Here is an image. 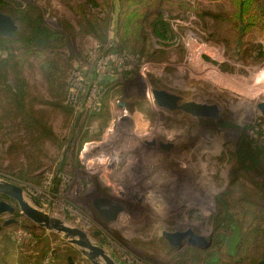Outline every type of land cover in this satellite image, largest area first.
<instances>
[{"label":"rangeland","instance_id":"obj_1","mask_svg":"<svg viewBox=\"0 0 264 264\" xmlns=\"http://www.w3.org/2000/svg\"><path fill=\"white\" fill-rule=\"evenodd\" d=\"M15 4L38 7L48 27L62 30L68 42L54 54L43 52V57L24 56V49L12 48L23 61L27 102L48 117L57 142L44 143L41 153L33 151L20 120L9 118L0 132V181L22 187L32 205L34 199L42 212L86 232L117 264H202L213 253L222 264H236L238 251L230 256L226 242L214 247L216 236L223 233L214 226L216 199L230 193L234 224L242 236L251 225L244 224L242 201L264 182V171L246 172L232 186V155L244 135L250 141L260 131L264 134V116L257 107L264 102V25L240 37L229 21L234 8L228 0H164L162 10L175 39L164 45L150 34L148 52L138 58L131 56L130 46L125 49L130 56L120 51L117 0H21L6 11L20 7ZM87 20L97 22L103 33L106 28V43L87 33ZM95 50L100 57L118 51L127 58L126 71L94 77L103 90L110 89L107 120L85 117L75 109L69 113L64 99L75 70L93 77ZM50 59L64 70L63 92L61 85L54 84L55 91L48 82L43 65ZM13 78L11 73V84ZM155 90L179 96V105L216 106L218 116L161 108L152 96ZM13 144H22L30 158L17 161L8 153ZM30 166L37 170L29 172ZM22 171L30 174V181L18 179ZM62 176L66 182L58 195ZM52 180L58 186H49ZM101 199L122 208L111 222L94 205ZM7 201L15 212L0 217V264L2 240L22 250L25 258L19 264H42L48 256L49 264H92L63 233L37 227L16 215V202ZM8 220L15 223L5 225ZM20 229L33 235L34 247L32 241L14 239ZM164 231H192L211 245L191 246L187 236L172 246ZM232 235L233 230L226 241Z\"/></svg>","mask_w":264,"mask_h":264},{"label":"trees","instance_id":"obj_2","mask_svg":"<svg viewBox=\"0 0 264 264\" xmlns=\"http://www.w3.org/2000/svg\"><path fill=\"white\" fill-rule=\"evenodd\" d=\"M228 1L234 8L229 21L235 26L240 37L253 28L264 25V0ZM117 2V22L121 33V52L129 55L125 49L130 46L133 50L131 56L142 58L148 52L147 44L150 34L160 44L164 45L175 39L174 30L162 10L164 0H117ZM13 3L12 0H0V8H2L0 12L12 16L15 23L19 26L13 38H0V132L2 131V126L9 118L16 117L20 120L24 131L30 137L29 145L32 148L31 150L41 153V146L47 141L56 143L57 136L49 124L48 117L35 110L27 102L29 91L27 81L22 73L23 61L18 60L19 55L17 53L16 55L12 53V48L19 47V49H24V56L32 54L37 57H43V52L49 50L50 53H53L68 41L62 30H52L48 27L38 7L33 5L21 7L19 4H15L20 7L13 9V11H6V8ZM3 7L5 8L3 9ZM104 24L106 25V23ZM86 26L88 27L87 33L94 34L103 43L107 42L106 28L103 33L97 22L89 20L86 21ZM2 54H6V56L3 57ZM43 69L48 74V82L52 86V90L56 91L54 84H59L61 85L59 88L63 92L64 70H62L60 64L55 59H50L44 62ZM222 69L226 72L229 71L228 68L225 69L223 66ZM11 73L14 76V84L10 83L9 75ZM109 90L106 89L100 111L89 117L109 119ZM66 95L67 90L65 91L64 99H66ZM66 107L69 113H74L72 107L67 104ZM262 136L264 134L260 131L257 139L249 141L245 135L240 139L232 155L235 161L230 176L232 186L238 183L246 172L256 168L264 171V140H261ZM86 142L88 141L86 140ZM25 149L22 144H13L9 147L8 153L12 154L17 161L21 160L22 156L28 159L30 156L27 155ZM36 170V166H30L29 172ZM29 175L26 171H22L19 173L18 179L30 181ZM55 184L58 186L57 180H55ZM245 196L242 201L245 217L244 224L250 221L251 225H246L247 229L241 236L242 242L238 246L236 264H258L264 261V182L257 186L256 191ZM229 203V192L221 194L216 199L218 212L215 216L214 226L216 231L223 230V233H218V236H216L214 247L220 248L224 245L227 233L233 230L234 216ZM16 215L21 217L20 212H17ZM202 264H222V261L217 256V253H213V255L205 257L202 260Z\"/></svg>","mask_w":264,"mask_h":264},{"label":"water","instance_id":"obj_3","mask_svg":"<svg viewBox=\"0 0 264 264\" xmlns=\"http://www.w3.org/2000/svg\"><path fill=\"white\" fill-rule=\"evenodd\" d=\"M18 30V26L11 16L0 13V38L11 39L15 32ZM154 100L161 108H170L182 110L195 117H216L218 116V109L216 106L202 105L195 102H188L179 105L181 98L177 95L170 94L166 91L155 90L152 93ZM258 109L264 116V102L258 104ZM0 196L6 198L0 199V217L3 214H13L15 207L7 201L10 199L16 202L20 213L24 215L29 221H31L37 227L45 228L51 232L63 233L68 239V242L72 245L78 246L82 254L92 264H117L116 261L110 257L107 252L96 246L88 234L79 228L70 227L62 220L54 218L45 212H42L40 204L36 200L33 201V205L26 199L24 189L20 186L0 181ZM97 211L101 214L103 219L107 222L113 221L122 208L117 204L111 203L106 199L97 200L95 202ZM15 223L14 220H8L5 225ZM98 236V233L95 234ZM189 237L188 244L196 246L201 249H208L211 245V241L206 240L202 236L194 234L192 231L187 232H163V237L167 242L172 245H179L182 240ZM242 242L241 230L237 224L233 225V235L226 241L228 254L235 256L238 251V246ZM71 262V260H70ZM258 264H264V261Z\"/></svg>","mask_w":264,"mask_h":264},{"label":"built area","instance_id":"obj_4","mask_svg":"<svg viewBox=\"0 0 264 264\" xmlns=\"http://www.w3.org/2000/svg\"><path fill=\"white\" fill-rule=\"evenodd\" d=\"M12 1L21 2V0ZM25 6L26 4L23 5V7ZM98 52L99 50H95L91 54L94 58H96V63L94 65L96 74L93 73V77L91 79H88L83 75L82 72H80L79 70H75L72 73L70 82L67 86L66 103L71 106L73 110L75 109L78 113L84 114L83 116L85 117L91 116L92 114L100 111L102 107V99L106 92V90L102 89V86H99L97 79H95L96 75L102 76L105 74H110L114 71H117L119 73L127 70V66L124 64L127 58L123 53L114 51L107 55H103V57H100ZM62 178L63 181H61V185L59 187L60 192L58 193V195L61 194L63 185L66 182V178L64 176H62L61 179ZM50 185L51 187L52 185L55 186L53 180L50 181L49 186ZM14 239L18 243L29 242L32 241V235L28 231L20 229L14 233ZM31 244H33V241L31 242ZM50 260L51 258L50 256H48L42 264H49Z\"/></svg>","mask_w":264,"mask_h":264},{"label":"crops","instance_id":"obj_5","mask_svg":"<svg viewBox=\"0 0 264 264\" xmlns=\"http://www.w3.org/2000/svg\"><path fill=\"white\" fill-rule=\"evenodd\" d=\"M7 243V244H6ZM35 243L31 246L34 247ZM21 249L18 250L10 242L8 244L7 240H2V264H19L20 258L23 260L25 256L21 253ZM29 254L32 255V252ZM36 253H34L35 255Z\"/></svg>","mask_w":264,"mask_h":264},{"label":"flooded vegetation","instance_id":"obj_6","mask_svg":"<svg viewBox=\"0 0 264 264\" xmlns=\"http://www.w3.org/2000/svg\"><path fill=\"white\" fill-rule=\"evenodd\" d=\"M173 110H176V109H173ZM179 111V110H178ZM219 123H221V122H219ZM96 202V201H95ZM95 202H94V205H95ZM105 221V220H104ZM228 239V238H227ZM176 248V247H175Z\"/></svg>","mask_w":264,"mask_h":264},{"label":"bare ground","instance_id":"obj_7","mask_svg":"<svg viewBox=\"0 0 264 264\" xmlns=\"http://www.w3.org/2000/svg\"><path fill=\"white\" fill-rule=\"evenodd\" d=\"M170 137V136H169ZM174 137V136H173ZM173 139H175V138H173ZM167 140H169V139H167ZM171 140V139H170Z\"/></svg>","mask_w":264,"mask_h":264}]
</instances>
